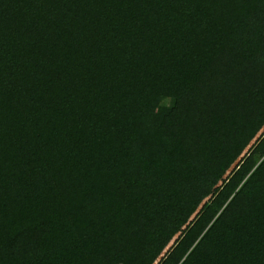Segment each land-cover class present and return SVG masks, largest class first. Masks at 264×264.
I'll return each instance as SVG.
<instances>
[{"label": "trees", "instance_id": "trees-1", "mask_svg": "<svg viewBox=\"0 0 264 264\" xmlns=\"http://www.w3.org/2000/svg\"><path fill=\"white\" fill-rule=\"evenodd\" d=\"M0 264H264V0H0Z\"/></svg>", "mask_w": 264, "mask_h": 264}, {"label": "water", "instance_id": "water-1", "mask_svg": "<svg viewBox=\"0 0 264 264\" xmlns=\"http://www.w3.org/2000/svg\"><path fill=\"white\" fill-rule=\"evenodd\" d=\"M170 245V244H169Z\"/></svg>", "mask_w": 264, "mask_h": 264}]
</instances>
